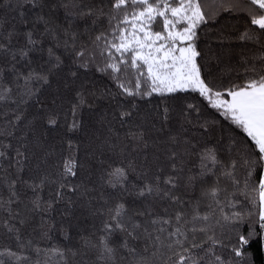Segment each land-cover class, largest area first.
I'll return each instance as SVG.
<instances>
[{"label": "snow or ice", "instance_id": "obj_1", "mask_svg": "<svg viewBox=\"0 0 264 264\" xmlns=\"http://www.w3.org/2000/svg\"><path fill=\"white\" fill-rule=\"evenodd\" d=\"M222 13H246L258 29L238 36L255 46L240 55L242 68L223 39L221 55L198 48ZM7 108L0 228L15 247L0 248V264H118V254L128 264L158 254L164 264H256L250 250L264 248V0H2L0 109ZM62 119L67 133L99 141L91 163L52 160L48 135ZM20 205L30 206L39 240L21 232L28 220ZM57 233L65 245L40 246Z\"/></svg>", "mask_w": 264, "mask_h": 264}, {"label": "trees", "instance_id": "obj_2", "mask_svg": "<svg viewBox=\"0 0 264 264\" xmlns=\"http://www.w3.org/2000/svg\"><path fill=\"white\" fill-rule=\"evenodd\" d=\"M2 2V0H0ZM211 7V5H210ZM104 22L101 21V24ZM258 30L256 29V26L251 25L250 23V17L246 13H239V14H229V13H222L220 17L217 19V21L214 24H210L208 31L206 34H203L201 36V40L198 42V48H203L206 52L208 51L209 46H211V49L216 51L218 55H221L223 49H229L231 52V63L234 65H237L238 67L242 68L243 65H239V57L240 55H247L248 49H254V45L251 43H245L238 40V36L240 33H242L245 28ZM225 40V43L223 45V49L221 48L220 41ZM230 41V42H229ZM222 65L224 63H228L229 57L227 55H222ZM95 70L93 69V72ZM217 72V68L213 67V73H214V79L213 83H216L217 87H220L221 84L219 83L220 78L215 75ZM95 79L99 83H102L103 85H106L107 87L111 88L113 93H118L119 89L116 87V85L110 81L107 77L101 76V74L96 73ZM228 83V79H224V84ZM99 86V84H98ZM89 90H91V86L89 85ZM178 95H187V94H178ZM193 97V100L191 102H195L200 104L202 107L206 108V102L203 101L202 98H199L197 94H191ZM154 100H157L158 98L154 97ZM117 100H120L123 102L122 97H117ZM89 103H94L98 106L101 105L100 101H93V98L91 96L88 97ZM106 103V102H105ZM116 101H113V104H115ZM131 101L129 100L127 104H125V107H128L130 105ZM138 104L144 105L147 102L146 101H137ZM151 107V105H149ZM209 112H214V110L207 109ZM3 111H7L9 116H11V109H0V125H3L6 123V120L8 117L3 115ZM62 112H68V121H71L72 117L70 114V106L68 103H65L64 107L61 109ZM87 109H84V116L87 118ZM216 118L221 121L222 124L227 127V122L223 121L221 117L216 114ZM136 123H139L137 120ZM38 127L43 128L44 126L38 125ZM67 122H65L63 119L59 122L57 125V129L49 131L48 139L49 142L52 143L53 147L56 149L57 155L52 158V160H59L61 163L65 158H75L78 162H88L91 163L92 157L91 153L96 152L97 156H99V152L97 151V144L99 141H93L89 139V134L87 132H80L76 134L67 133L66 132ZM116 131L123 137L124 133L127 131L126 128H120L119 125H116ZM237 131V135H243L242 133ZM221 135V132L219 129L215 130L212 134V139H218ZM68 139H71L73 142L74 147L69 148L68 147ZM129 144L131 142L129 141ZM78 145V151L76 150V146ZM153 149H149L148 152L151 153ZM133 156L136 157V153L133 152ZM88 158L87 161L85 158ZM103 159L104 157H100ZM121 159H123L121 157ZM163 160V158H162ZM51 162V161H50ZM113 165L119 164L120 160H112L109 161ZM136 163L139 164L140 160L137 158ZM107 166V165H106ZM178 195H180L182 198L185 196V193L183 191L178 192ZM30 195V193H29ZM45 198L47 199V190L45 191ZM58 207V206H57ZM161 205L157 202L154 205L155 210L159 213L161 209ZM175 206H170L169 211L171 212L172 209ZM18 211L20 212L21 217H26L28 222L25 224L24 227L21 228V232L24 236H28V234L31 232L33 234L34 240H39V233L33 232V229L35 227V224L37 223V220L33 218L32 213L30 212V206L25 207L24 205H20L18 207ZM53 215H56V213H53ZM6 218V214L0 213V221ZM4 230L0 228V248L11 245L12 247H15L14 241H11L6 238L5 235H3ZM199 239H203V236H199ZM53 242H58L60 245H65V241L63 240L62 236H60L59 233L55 234L53 236L52 241H40V246L43 247H51ZM152 249H149L148 253H143V250L141 248V253L143 255L150 256ZM253 251V256L256 261V264H264V248H261L259 246H256L254 249L250 250ZM78 259V258H77ZM91 259H94V257H91ZM167 259V256H165L163 259L159 256V254L156 257H151L148 261V264H164V260ZM175 257L172 260H168V264H174ZM118 264H128L127 260L119 259L118 254Z\"/></svg>", "mask_w": 264, "mask_h": 264}]
</instances>
